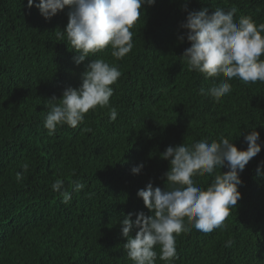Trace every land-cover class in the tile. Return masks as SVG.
I'll return each instance as SVG.
<instances>
[{
	"label": "trees",
	"instance_id": "1",
	"mask_svg": "<svg viewBox=\"0 0 264 264\" xmlns=\"http://www.w3.org/2000/svg\"><path fill=\"white\" fill-rule=\"evenodd\" d=\"M38 3L0 0V264H132L119 223L130 213L133 221L140 212L153 214L137 192L150 182L168 187L170 166L160 154L221 136L246 150L244 137L253 130L261 151L240 173L241 199L230 209L227 229L177 236L172 264H264V83L233 78L219 102L201 95L213 78L188 71L180 57L190 44L179 39L188 12L204 8L209 14L235 8L237 21L246 16L264 24V0H156L131 29L129 54L116 60L106 48L80 65L66 37L55 35L66 28L69 9L46 20ZM96 58L121 72L110 98L117 119L97 107L76 128L60 126L49 135L43 127L48 103L78 88ZM213 178L193 177L204 189ZM56 179L70 192L69 203L52 190ZM73 180L84 189L74 191Z\"/></svg>",
	"mask_w": 264,
	"mask_h": 264
},
{
	"label": "clouds",
	"instance_id": "2",
	"mask_svg": "<svg viewBox=\"0 0 264 264\" xmlns=\"http://www.w3.org/2000/svg\"><path fill=\"white\" fill-rule=\"evenodd\" d=\"M155 3L156 0H39L35 7L46 20L69 9L66 28L55 31V35L60 40L66 37L75 54L74 62L80 65L106 48L111 49V56L116 60L123 59L133 48L131 29L140 19L142 8ZM28 7H33V0H28ZM235 12V8L226 11L219 7L211 14L207 8L191 11L180 25L186 30V36H180V41L186 39L190 44L180 58L189 72L200 73L206 80L213 78L212 86L207 92L201 87L200 94L210 96L215 102L230 94L229 81L233 78L245 84L264 83V59H261L264 24L257 25L246 16L237 21ZM120 76L116 65L103 58L91 59L81 74V85L68 87L60 99L50 100L43 127L49 135L60 126L76 128L97 107L108 108L109 118L114 122L118 112L111 107L110 98L114 94L112 85ZM216 78L220 80L218 84ZM244 140L246 150H238L233 142L221 136L210 143L200 140L191 145L169 146L160 154L170 166L165 173L168 187L162 190L150 182L137 192L153 214L146 216L140 212L133 221L130 213L119 223L126 239L123 249L132 264H156L157 258L172 264L176 258L177 236L190 234L193 229L203 233L227 229L224 222L230 209L241 199L240 173L261 151L258 132L251 131ZM143 167L141 163L131 171L139 174ZM28 168V163L22 165L23 172ZM225 168L228 171L222 172ZM206 175L214 178L204 189L193 177ZM21 178L22 173H17V179ZM71 184L76 192L85 187L79 180ZM51 188L62 197L63 203L70 202L71 194L62 179H56ZM134 228L138 231L133 238L130 232Z\"/></svg>",
	"mask_w": 264,
	"mask_h": 264
}]
</instances>
